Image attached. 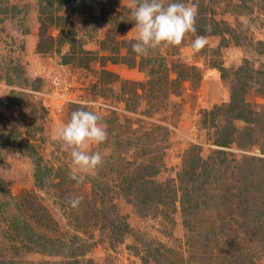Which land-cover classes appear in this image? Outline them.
I'll list each match as a JSON object with an SVG mask.
<instances>
[{
    "label": "trees",
    "instance_id": "obj_1",
    "mask_svg": "<svg viewBox=\"0 0 264 264\" xmlns=\"http://www.w3.org/2000/svg\"><path fill=\"white\" fill-rule=\"evenodd\" d=\"M249 1L193 0V4L198 6L194 33L205 37L220 36L215 54L220 48L228 46L232 39L236 45L241 44L244 35L241 36L235 27H231L225 20H218L212 13L216 14L215 7L223 4L225 13L252 15L256 6ZM39 4L43 20L35 53H55L59 56L60 64L76 69L88 70L91 62H99L100 86H106L113 92L111 84L119 82L120 99L126 103L129 111H137V98L145 92L147 103L143 113L153 115V108L159 111L155 107L156 101L161 102L173 93L179 94L181 82L190 77L189 71L200 76L196 66L179 60L169 63L167 56L159 49L151 51L147 57L136 54L130 44L133 38L128 43L127 39L116 41L115 33L118 30L115 27L113 29V25L107 35L100 39L101 48L109 50V54H98L88 48L105 23L120 24L123 27L135 25L130 21L131 17L125 16H130L128 5L121 4L120 0H39ZM261 8L264 11V5ZM117 9L121 11L119 14L115 12ZM73 15L81 16V22H73ZM51 25L59 29L57 35L50 34ZM208 25H211V31H206ZM184 41L185 38L180 46ZM256 45L259 52L264 54V39L257 40ZM180 46L171 47L172 54H177ZM108 61L137 66L144 71L147 80L122 78L106 68ZM15 66L12 68L7 64L6 70L9 73L6 72V76L0 78L9 86L4 95L0 94V154L4 147L14 144L21 146L25 131L34 137L41 134L52 111L43 98V79H30L24 68L18 72ZM213 66L221 72L223 79L231 83L229 100L205 110L202 117L203 127L208 130L210 143L215 147L204 156L199 144H191L172 176L160 178L167 169L164 159L167 138L158 140L145 127L133 129L129 117L123 116L124 124L115 125L121 122L115 112L107 118L101 116L102 122L108 125V133L117 127L118 136L111 141L116 153L114 170L108 174L105 172L103 180L93 178L90 181L91 202L100 204L94 207L98 212L94 223L100 222L101 229L108 228L111 231L108 238L113 247L131 236L133 242L128 248L141 257L143 264L151 261L156 264L183 263L176 257L180 252L175 251V248L170 245L167 247L166 243L153 237L150 231L132 227L128 221L129 215L119 214L116 200L130 203L136 216L139 219H151L153 226L156 220L160 221L163 227L158 226L155 230L169 236H172L176 228L173 214L179 213L182 224L189 232L187 245L190 255L185 264H246L254 256V241L264 248V156L252 153L257 147L264 153V142L259 144L258 137H253L252 127L259 124L264 130V110L256 108L245 98L249 89L254 87L253 84L256 85V91L264 95V62L255 67L249 59H245L242 64L230 69L214 61ZM171 72L175 73L174 77H171ZM69 105L70 119L71 112L81 104ZM10 121L16 123V130L15 126L10 127ZM237 121L244 122V126H238ZM30 147V155L34 160L38 159L33 152L34 146ZM234 147L243 152L231 150ZM40 172L37 171V176ZM48 173L49 170L43 171L44 175ZM113 216L118 217L112 219ZM13 217L10 226L16 235L13 234L11 238L18 236L28 241L23 248H33V241L39 247H53L57 244L59 248L64 246L60 244V239L42 234L33 227L28 226L26 229L27 225L20 223L16 214ZM34 234L36 237L32 238ZM85 250L83 248L80 251ZM164 250L167 251L165 254ZM14 254L18 257V250ZM76 255L77 252L73 251L69 256L73 259L68 260L67 264H94L74 258ZM19 257L0 260V264H22V255Z\"/></svg>",
    "mask_w": 264,
    "mask_h": 264
},
{
    "label": "rangeland",
    "instance_id": "obj_2",
    "mask_svg": "<svg viewBox=\"0 0 264 264\" xmlns=\"http://www.w3.org/2000/svg\"><path fill=\"white\" fill-rule=\"evenodd\" d=\"M198 1L196 0V2ZM232 1L240 2V0ZM169 2L172 0H165L166 4ZM251 2H254L256 6L252 15L225 13L223 4L215 7L216 14L212 13L218 20H225L231 27H235L236 32L241 36L244 35L239 45H236L235 40L232 39L228 46L220 48L219 52L215 54L220 36L206 37L205 48L194 54L191 42L197 35L189 32L185 35L184 44L180 46L177 54H172L171 47L161 46L158 48L162 54L167 56L169 63L179 60L187 65L196 66L200 76L189 71L190 77L181 82L179 94L173 93L161 102L156 101L155 107L159 108V111H156L153 106L152 111L155 113L148 116L143 113L147 103L145 92L141 91L142 97L137 98L138 109L136 112H132L126 109V103L120 99L121 85L119 82L111 84L113 92L106 86H100L98 82L101 68L99 62H91L88 70L76 69L60 64L59 56H56L54 52V54L35 53L40 38V24L43 20L41 19L43 16L40 15L39 0H0V78L6 76V72L9 73L6 70L7 64L12 68L18 64L15 66L16 70L19 72L21 68H24L26 76L30 79L42 78L43 98L52 109L50 118L41 134L34 137L25 129L22 134L21 146L14 144L1 149L0 246L2 251H0V260L5 261L6 258L10 259L11 257L19 259V256L22 255L24 260L22 264H67L68 260L73 259L69 256L74 251L77 252L74 258L91 261L94 264H143L141 257L134 250L128 248V245L133 242L131 236H128L123 243L115 244L116 246L113 247L114 245L108 238L111 231L108 228L101 229L100 222L94 223V219L97 218L96 214H98L94 207H98L100 204L91 202L90 181L93 178L103 180L105 172L108 174L112 169L114 170V165L116 166L114 155L116 153L111 141L118 136V128L114 127L111 131L112 134L108 133L105 142L99 145H90L91 152L99 151L101 153L103 163L97 168L95 175L84 176L81 183L69 178L70 157L58 143L54 142V131L59 125L69 120V104L87 101L89 109L100 116L107 118L112 112L118 114L121 122L114 123L115 125L124 124L123 116L129 117L133 129L145 127L150 129L154 138L157 137L158 140L167 138L164 154L167 169L160 178L164 179V177L174 174L181 164L182 156L191 144H199L202 147V155L206 156L215 145L210 143L208 130L203 127L204 111L227 102L231 90L230 81L221 77V72L213 66L214 61H219L224 67L230 69L239 66L245 59H249L255 67L264 62V54L259 52L256 45L257 40L264 39V11L262 8L260 9L264 5V0H250L249 3ZM120 3L129 5L132 0H120ZM186 3L193 4V0H188ZM6 8L9 11H5ZM115 12L119 14L121 11L117 9ZM125 16L130 18L129 15ZM72 18L75 23L81 22L82 19L77 15H73ZM111 26L118 30L115 33L116 41L127 39L128 43V40L136 35L135 25L129 24L123 27L120 24L105 23L101 25L100 33L94 37V42L88 44V48L97 51L98 54H109V50L101 48L100 39L107 35ZM247 26L249 27L246 28ZM49 32L57 35L59 29L51 25ZM122 51L125 50L122 49ZM106 68L116 72L122 78L147 80L144 71L137 66L131 67L123 63L114 64L108 61ZM174 76L175 73L171 72V77ZM253 86L245 98L256 108L264 110V95L256 91L255 84ZM8 89L9 86L1 79V96ZM9 124L10 127L15 126L14 130H16L14 121H10ZM244 124V122L237 121L238 126H244ZM1 127L0 124V129ZM252 127L253 137H258L259 144H261L264 142V130L259 124H254ZM159 142L163 144L161 141ZM31 145L35 148L33 151L35 158L40 160L36 159L38 162L30 155ZM231 150L243 152L236 147ZM252 153L264 156L260 147L253 150ZM46 170L50 171L48 175L43 174V171ZM37 171H41L39 176H37ZM75 197H82V200L79 207L74 209L68 205L67 201L69 198ZM116 205L119 214L129 215L128 221L132 227L152 232L153 237L166 243L167 247L170 245L175 248V251L180 252L176 257L180 259L181 263L185 264L188 261L190 250L187 245L189 241L187 235L189 232L182 224L179 213L173 214L176 228L172 232V236H169L163 231L155 230L158 226L163 227L160 221L156 220L153 226L151 219H139L134 213L133 206L125 200H116ZM14 214L20 223L27 225L26 229L28 226L33 227L42 234L58 238L60 244L64 246L59 248L57 244L53 247H39L33 241V248H23L28 241L22 240L23 238L18 236L15 239L11 238L13 234L16 235L10 226ZM117 217L113 216L112 219H117ZM27 232L29 233V230ZM35 237L36 234L32 238ZM254 245L255 249L252 251L254 256L246 264H264L263 246L255 241ZM83 248L86 249L85 252L80 251ZM17 250L18 257L14 254V251ZM166 252L164 250V254ZM149 264L156 263L151 261Z\"/></svg>",
    "mask_w": 264,
    "mask_h": 264
},
{
    "label": "clouds",
    "instance_id": "obj_3",
    "mask_svg": "<svg viewBox=\"0 0 264 264\" xmlns=\"http://www.w3.org/2000/svg\"><path fill=\"white\" fill-rule=\"evenodd\" d=\"M128 7L130 21L134 22L136 30L130 41L131 49L138 55L147 57L161 46L178 47L187 33L196 32L198 6L195 4L185 3L184 0H172L167 4L165 0H132ZM206 31H211V25L206 26ZM206 44L205 36H197L191 42V49L194 54L199 53ZM80 104L77 110L71 112L70 119L59 125L53 134V140L70 157L68 175L77 183L83 182L84 176L95 175L103 163L101 153L91 152L90 145H99L108 138L107 125L102 123V117L88 110L87 101ZM81 200L82 197L69 198L67 203L75 209Z\"/></svg>",
    "mask_w": 264,
    "mask_h": 264
},
{
    "label": "built area",
    "instance_id": "obj_4",
    "mask_svg": "<svg viewBox=\"0 0 264 264\" xmlns=\"http://www.w3.org/2000/svg\"><path fill=\"white\" fill-rule=\"evenodd\" d=\"M52 94H53V93H52ZM52 94H51V95H52ZM51 95H50V96H51ZM60 96H61V95H60ZM52 98H53V97H52Z\"/></svg>",
    "mask_w": 264,
    "mask_h": 264
}]
</instances>
